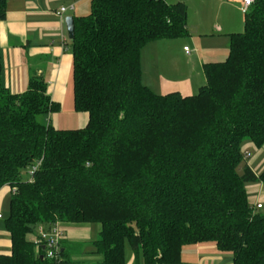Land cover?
Listing matches in <instances>:
<instances>
[{
	"label": "trees",
	"instance_id": "trees-1",
	"mask_svg": "<svg viewBox=\"0 0 264 264\" xmlns=\"http://www.w3.org/2000/svg\"><path fill=\"white\" fill-rule=\"evenodd\" d=\"M187 17L185 3L166 0H91L88 15L72 17L80 129L52 126L61 105L40 76L24 93L6 89L0 56V189L12 192L0 264L47 262L27 236L59 223L99 225V264H125L126 239L143 264H181L183 247L209 242L232 264H264V213L245 189L264 183V168L255 174L242 150L264 147V0L229 36L227 59L203 65L198 93L159 95L142 81V49L186 37Z\"/></svg>",
	"mask_w": 264,
	"mask_h": 264
},
{
	"label": "crops",
	"instance_id": "crops-1",
	"mask_svg": "<svg viewBox=\"0 0 264 264\" xmlns=\"http://www.w3.org/2000/svg\"><path fill=\"white\" fill-rule=\"evenodd\" d=\"M88 3V0L87 2L86 0H6L5 19L0 21L2 84L6 89L14 94L24 93L27 90L31 77L36 75L40 76L47 85V92L53 102L58 103L62 101V96L67 95L69 90L71 94L73 93L72 50L70 40L67 38L64 20L67 17H80L85 14L84 12L89 7ZM71 6H73V10H70ZM61 8H66L63 14H59ZM237 10V16L239 17L241 12H239V9H236V13ZM206 15L202 10L198 19L192 22L189 19L188 10L187 33L189 29L192 33L193 31L197 32L199 37L204 36L208 43L205 44L206 47L201 45V50L206 51L208 49L210 52L217 53L218 48L215 42L217 40L215 38H218L220 35L222 36L224 31L229 36L240 32H230V30H233L230 28L231 22L234 19L229 14H223L222 19H219L215 13H212L210 16L209 14ZM206 27L212 28V30L206 33V31H203ZM228 34L225 33V35ZM166 41L159 40L150 42L148 47L150 45H159V43L163 44L162 46H153V48H150L151 52L149 55H147L148 49L145 52L150 58L152 67L158 77L156 86L159 87L158 90H160V93L157 94L165 95L177 92L182 96H191L205 82L197 83V81L190 77L188 70L186 74L178 73L182 66L178 67L176 64L175 66L170 65V70L168 69L172 51L166 46ZM163 45L169 50L163 49ZM183 49L181 55L184 59L186 69L187 66L188 68L191 67V63L196 64L199 62L201 64L203 63V66L207 63L218 62L211 60L205 61L206 58L198 55L197 51L188 49V52H185ZM201 50L199 49V54L202 52ZM142 58L143 53H141V60ZM162 60H164L163 63ZM161 70L165 73H162ZM145 73L147 72H143L142 69V79ZM77 114V126L80 129L86 125L88 115L85 113ZM54 124V127L57 128V124ZM9 193L12 196L9 186H4L0 189L1 213L6 200H8ZM1 213L0 219L3 218ZM86 225L88 224L59 223L57 228L63 234L61 242L71 243V237H76L77 240L85 242V236H88L87 233H89V228H86ZM42 227L44 229L50 228L47 226ZM35 232L37 233V228ZM220 252L212 242L185 246L181 252V264H194L188 261L194 258H197V263L195 264H232L233 258L232 260L228 257L224 258L219 254ZM10 253L11 241L9 233L4 227L3 220V222H0V255L8 256ZM100 260L101 257L97 256V261Z\"/></svg>",
	"mask_w": 264,
	"mask_h": 264
},
{
	"label": "rangeland",
	"instance_id": "rangeland-1",
	"mask_svg": "<svg viewBox=\"0 0 264 264\" xmlns=\"http://www.w3.org/2000/svg\"><path fill=\"white\" fill-rule=\"evenodd\" d=\"M89 7L84 12L85 14L81 16H86L90 12V2L91 0H88ZM169 4H175L178 2H183L187 5L189 10V19L194 22L198 19V16L201 14L202 10L204 11V14H209V16L212 13H215L219 19L223 18V14H229L234 21L231 22V28L233 30L231 31H237V32H243L244 31V12H243V5L242 0H166ZM87 2V0H86ZM224 4H223V3ZM236 9H239L241 12L240 16L238 17V10L236 13ZM207 17V15H206ZM65 24V23H64ZM66 29V28H65ZM212 28L206 27L203 31H211ZM227 32H223L222 36L220 35L218 38H215L216 47L218 48L217 53L210 52L208 49L206 51L201 50V45H204L208 43L207 39L204 36L199 37L197 32L193 31V33L188 29V35L186 37L177 38V39H171L167 40L166 46L171 49L172 53L170 56V61L168 64V69L170 70V65L175 64L178 67H181V70L178 71V73L186 74L188 73L187 70L190 72V77L197 81V83H204V73H203V66L201 63H191L190 66L186 69V66L184 64V59L182 58V49L186 47L187 49L197 51L198 55H202L206 58L205 61L211 60V61H225L229 55L230 50V37ZM158 44V43H155ZM163 43H159V45H149L147 44L144 49H142L143 58L141 60V69H143V72H147L144 74V77L142 79L143 83L151 89L155 93H160L159 87L156 86L158 77L156 76V71L152 67V63L150 61V58L147 56L150 54L151 49L153 46H162ZM167 47L163 45V49L169 50ZM148 49V53L146 55V50ZM199 49L203 52L199 54ZM219 52V53H218ZM173 58V59H172ZM174 60V64H173ZM164 60H162L163 63ZM167 69V66H166ZM162 73H165L163 70H161ZM151 73V74H150ZM167 75V74H165ZM163 75V76H165ZM157 77V78H156ZM178 77V76H177ZM73 85V84H72ZM73 89V87H72ZM196 93H198V90ZM60 103V110L58 112H54L49 116L50 123L52 126H55L54 123H56V127L61 130H69V129H78V121L76 120L78 118L77 112H75L74 109V101H73V93L71 94L70 90L68 91V94L65 96H62V101L58 102ZM47 119V118H46ZM45 118H40V120L44 123H46L48 120ZM242 150L243 154L245 153L246 162L250 166V168L253 170L255 174H258L261 172V170L264 168V147L260 149L254 148L251 143L244 142L242 144ZM20 177L22 180H29L31 178L29 169H23L20 171ZM245 189L248 194L249 203L252 206H255L256 204L260 203L262 205V209L258 210L260 213H264V183H255V184H248L245 185ZM10 201H11V195L9 193L8 200H6V203L4 204L2 208V219H0V222H3V220H6L10 214ZM86 228H89L88 236H85V242H81L80 240H77L76 237H71V243L68 242H61L60 249L65 248L66 252L68 253L66 257L62 258V263L60 264H99L100 261H97V255L95 256L92 254L94 251L92 242H94L97 239L98 233L100 231L99 225L92 223L86 225ZM61 232V230H60ZM62 234V232H61ZM37 233L34 231L33 233L29 234L27 236V239L30 242H33L36 239ZM63 238V234H62ZM193 248V247H192ZM37 251V247H35ZM124 261L125 264H143V256L142 253L139 252L138 256L136 257L134 251L131 249L128 240L126 239L124 241ZM224 258H229L232 260V254L230 252H220ZM95 257V258H94ZM100 257V256H98ZM69 260V261H68ZM68 261V262H67ZM192 263H197V258L188 260ZM39 264H51L50 260H48L45 263H39Z\"/></svg>",
	"mask_w": 264,
	"mask_h": 264
},
{
	"label": "built area",
	"instance_id": "built-area-1",
	"mask_svg": "<svg viewBox=\"0 0 264 264\" xmlns=\"http://www.w3.org/2000/svg\"><path fill=\"white\" fill-rule=\"evenodd\" d=\"M257 0H242L243 12H247V10L256 2ZM70 10H73V6L70 7ZM66 11V8H61L59 14H63ZM184 51L188 52V49L184 47ZM32 174V172L30 173ZM255 209H262V205L260 203L254 206ZM1 218V215H0ZM58 225V224H57ZM57 225L53 228L44 229L42 226L37 227V237L33 241V243L37 247V251L42 249L44 251V255L47 259H57L60 251V242L62 240V234L60 230L57 228Z\"/></svg>",
	"mask_w": 264,
	"mask_h": 264
},
{
	"label": "water",
	"instance_id": "water-1",
	"mask_svg": "<svg viewBox=\"0 0 264 264\" xmlns=\"http://www.w3.org/2000/svg\"><path fill=\"white\" fill-rule=\"evenodd\" d=\"M65 23V28H66V33H67V38L68 40H72L74 37V22L72 17H67L64 20ZM42 249H44L42 247ZM42 259V257H41Z\"/></svg>",
	"mask_w": 264,
	"mask_h": 264
}]
</instances>
